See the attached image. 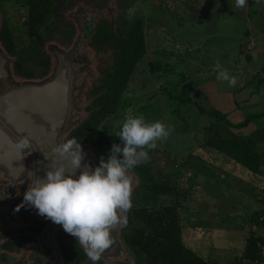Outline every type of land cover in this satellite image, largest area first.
Returning <instances> with one entry per match:
<instances>
[{
  "label": "rangeland",
  "instance_id": "obj_1",
  "mask_svg": "<svg viewBox=\"0 0 264 264\" xmlns=\"http://www.w3.org/2000/svg\"><path fill=\"white\" fill-rule=\"evenodd\" d=\"M202 1L55 0L58 4L54 3V15L45 14L30 28L27 0H0L2 32L4 39L12 41L13 55L23 68L37 73L45 61L42 50L49 43L42 44L41 38L66 43L68 25L65 23L69 24V19L65 17L74 16L82 3L86 7L101 8L98 20H113L120 34L126 33L135 19H140L145 53L135 63L116 111L101 118L90 137L88 146L93 158L97 155L99 159H106L113 144L121 143L116 133L126 115L143 114L147 122L161 121L170 129V134L166 140L156 142L157 147L149 151L147 162L129 171L133 181L131 199L142 183L135 170L143 168L146 170L143 176L148 180L165 181L173 191H186L183 195H162L153 202L155 207H176L185 246L204 254L206 248L214 249V241L220 243L218 234L223 228L234 239L238 236L235 233H239L236 230H241L247 236V246L243 255L244 240L239 233L236 239L239 241H232L234 254L230 263L235 264V259L241 258L242 264L252 261L264 264V225H256L251 219L264 206V159L261 173L252 174L222 154L204 148L205 141L212 137H251L260 153L264 149V116L236 128L200 113L196 107L199 105L206 112L217 110L232 125L250 113L264 111V0L259 3L247 0L242 9L234 7L235 0ZM202 6H208L213 15L218 11V18H208L210 14H203L205 7ZM72 7L74 10L68 12ZM184 9L190 11L193 19L203 20L199 24L190 22L189 27L194 30L176 25ZM222 9L233 13V24L224 21L226 15ZM61 10L63 19L61 15L57 17ZM108 10L113 11L110 17ZM217 60L231 76L238 78L235 87L216 79ZM169 93L188 100L171 99ZM138 206L135 203L132 207ZM224 214L227 219L222 220ZM139 224L135 220L131 228H138ZM130 231L119 235L123 249L120 257L100 259L96 264H145L143 256L137 255L125 242L124 236ZM253 247L258 251L250 257ZM80 264H93V261L85 255Z\"/></svg>",
  "mask_w": 264,
  "mask_h": 264
},
{
  "label": "clouds",
  "instance_id": "obj_2",
  "mask_svg": "<svg viewBox=\"0 0 264 264\" xmlns=\"http://www.w3.org/2000/svg\"><path fill=\"white\" fill-rule=\"evenodd\" d=\"M257 3L260 0H256ZM247 0H235V8H244ZM216 79L235 87L238 78L215 63ZM170 129L159 120L147 122L143 114L126 115L110 154L101 157L93 169L83 164L82 145L73 137L52 148L58 159L44 170V177H35L24 193L23 203L38 210L40 216L62 225L64 231L76 238L85 255L96 264L114 243L113 230L126 226L127 213L133 206L132 177L129 171L147 162L149 151L157 141L166 140ZM15 147L21 152L30 149V141L22 137ZM79 170L78 178L76 177Z\"/></svg>",
  "mask_w": 264,
  "mask_h": 264
},
{
  "label": "trees",
  "instance_id": "obj_3",
  "mask_svg": "<svg viewBox=\"0 0 264 264\" xmlns=\"http://www.w3.org/2000/svg\"><path fill=\"white\" fill-rule=\"evenodd\" d=\"M27 1L29 5L27 23L30 28H33L45 14L51 13L54 9L55 0ZM107 30L109 29L106 25L97 26L96 36L99 39L97 42L102 44L101 52L103 53L111 49V43L108 41L110 34ZM118 39L112 48H114L115 53L119 54V57L115 59L114 71L108 74V78L113 81V84L106 87L108 92L102 96L103 101H101L100 106L90 111L88 118L72 132L71 138L75 137L81 144L90 143V137L93 136L99 120L116 111L120 92L124 90L135 63L145 53L143 27L140 19L134 21L128 32L118 35ZM169 97L183 102L188 100L172 96L170 93ZM196 107L200 110V113L236 128L245 127L252 119L264 116V111L250 113L245 116L244 120L232 125L221 112L217 110L206 112L201 106L197 105ZM255 146V141L251 137L223 138L217 136L208 138L204 144L205 149H211L222 154L252 174H259L264 159V149L259 153L256 151ZM137 172L138 179L142 184L140 185L141 188L137 189L138 199L133 202L139 204V206L132 207L127 213L128 223L126 226H121L120 233L121 235L123 231L131 230L127 235L124 234L128 247L133 249L137 255L141 254L145 264H211L204 261L182 243L176 207L172 205L155 207L153 204L159 196L169 193H173L175 196L183 195L186 191L182 193L173 191L165 181L148 180L149 178L143 176L146 174V170L143 168L138 169ZM146 202H152L151 206H147ZM251 219L254 220L256 225H264V206L261 210L256 211ZM135 220L140 224L138 228H131ZM257 251L258 249L253 247L252 253L249 254L250 257H253V253L257 254ZM84 258V252L78 250L68 254V263L80 264Z\"/></svg>",
  "mask_w": 264,
  "mask_h": 264
},
{
  "label": "water",
  "instance_id": "obj_4",
  "mask_svg": "<svg viewBox=\"0 0 264 264\" xmlns=\"http://www.w3.org/2000/svg\"><path fill=\"white\" fill-rule=\"evenodd\" d=\"M101 13L86 6L80 7L73 16L77 34L72 46L67 50L51 46L53 69L49 76L40 80L20 81L13 79L10 70V59L0 47V169L6 176L24 175L26 160L24 152L15 145L22 137L28 138L35 151L34 179L44 177L45 169L54 159L52 148L62 143L64 136L82 119L78 95L86 84L85 71L76 69L75 57L87 51L84 49L96 20ZM1 24V15H0ZM85 158L83 164H94L92 152L88 145H82ZM79 170L76 177L78 178ZM62 225L51 224L45 232L49 236L59 264L60 258L53 234ZM121 226L112 232L113 245L101 256V260L118 258L122 255L119 238Z\"/></svg>",
  "mask_w": 264,
  "mask_h": 264
},
{
  "label": "flooded vegetation",
  "instance_id": "obj_5",
  "mask_svg": "<svg viewBox=\"0 0 264 264\" xmlns=\"http://www.w3.org/2000/svg\"><path fill=\"white\" fill-rule=\"evenodd\" d=\"M56 3L58 4V2ZM82 4V7L86 6ZM77 6H79V4H77ZM92 6L93 7L88 8L94 10L95 13L98 14L101 12V8L98 9V7H95V5ZM72 8L68 9V12L74 10V7ZM54 11L55 10L53 9V14L50 12L49 13L54 15ZM112 13V10H108L109 17ZM62 14L63 13L61 10L57 17L60 18V15L62 16ZM0 15V47L4 51L5 55L10 59L11 76L16 80L40 81L49 76L53 69V58L50 52L51 46L67 50L72 46L76 39L75 36L77 34V26L74 22V24L72 23L74 20L73 14H71L69 17H65L69 19V24L65 23V25H68L65 27L68 38L64 41L67 42H57V40L41 38L40 41H42V44L45 45V42H49L46 48L42 50L45 55L44 64L41 66L42 69L38 70L39 72L37 73L33 72L32 69L28 71L27 69L23 68L19 62V59L13 55L12 41H7L4 39L2 32L3 14L1 11ZM61 18L63 19L64 17L62 16ZM101 24L106 25L109 29L107 31L110 34L108 41L111 43V49H108L107 51H111L110 54H102V44L97 42L99 41L98 37L96 36L97 26ZM130 28H128V30ZM128 30L126 32H128ZM36 33L37 32L34 34ZM118 35H120V33L117 32L113 20L108 18L96 20L94 29L89 36V39L85 40L86 44L84 49L87 52L85 54L80 53L75 57L74 66L76 69L78 68L84 70L86 75V84L77 98V102L80 104V115L82 119L64 136L62 143L66 142L68 139H71L72 132L88 118L90 111L97 109V106H100L101 101H103L102 96L108 92L106 87H110V85L113 84V81L108 78V74L114 71L115 59L119 57V54L115 53L114 48H112L115 41L119 40ZM131 73L128 77L127 83L130 79ZM124 90L120 92L117 105L120 104L121 95ZM81 145H89V143H82ZM34 156L35 151H33V148L30 145V149L24 152V158L27 163L26 168L21 170H25L24 175L21 177L14 175L11 177L6 176L0 169V264H59L49 236L45 232L46 227H48L52 221L40 216L38 214V210L27 205L20 208L19 211H16L17 207L23 203L24 193L27 191L31 182L34 181ZM94 157L96 158V162H94L97 163L96 165H99V157L97 155ZM95 158L93 159L95 160ZM135 171H138V169ZM136 173L138 176V172ZM133 193L136 196L134 195L135 198L132 199V201H135V199H138V190H134ZM53 242L55 243L54 245L56 246L60 258L63 260L64 264H69V253L72 254L78 250L84 252L83 248L79 247L76 238L66 233L61 227L54 232Z\"/></svg>",
  "mask_w": 264,
  "mask_h": 264
},
{
  "label": "crops",
  "instance_id": "obj_6",
  "mask_svg": "<svg viewBox=\"0 0 264 264\" xmlns=\"http://www.w3.org/2000/svg\"><path fill=\"white\" fill-rule=\"evenodd\" d=\"M203 1L201 0V3H202ZM210 2V1H209ZM200 3V2H199ZM179 4H182V3H179ZM181 7V6H180ZM203 8L205 7V9L204 10H202V13L203 14H207V15H209L210 14V16H208V18H210V19H216V18H218V16H217V14L216 13H219L218 11H215V13H214V15L212 14V10H210V8L207 6H202ZM230 8V7H229ZM220 9V8H219ZM219 9H217V10H219ZM188 11L189 10H186V9H184L183 11H182V14H180V15H178V19L179 20H176V25H178V26H183V25H185V26H187L186 28H190L191 30H194V27H189V25H190V22H193V20L195 21V23H201V22H203V20L201 19H199V18H195V19H193L192 17L193 16H191L189 13H188ZM190 12V11H189ZM221 12H223V14L224 15H226V17H223V18H225V20L224 21H226V22H228V23H231V24H233L234 23V21H233V17L231 16V11H226V9L225 10H223L222 9V11ZM201 13V14H202ZM184 14H186L185 15V17H183V15ZM233 14V13H232ZM248 15H249V12H248ZM216 17V18H215ZM210 19H208L209 21H210ZM182 21H184L185 22V24L182 22ZM188 24V25H187ZM224 218L225 219H227V216H226V214H224V216H223V218H222V220H224ZM222 222V221H221ZM219 231H221V230H219ZM236 232H239L240 234H242L241 233V230H236ZM239 233H235V234H237L238 236L234 239V237H233V235L230 233V232H228V231H226L224 228H223V230L221 231V234H218V239H220L221 238V241H220V243H218V240L215 242H213V245H214V249H207L206 248V253H198V251H197V249H196V251L194 250V248H189L192 252H194L195 254H197L199 257H201L204 261H208L209 263H211V264H231L230 263V261L232 262V257H233V254H234V251L232 250L233 248H232V241H234V242H236V241H239V240H236V239H239L238 237H239ZM242 239L244 240V242H243V248H242V253H243V255H244V250L243 249H245L246 248V246H247V241H248V239H247V236L245 235V234H242ZM191 242H193V241H191ZM185 246V245H184ZM220 246V247H219ZM185 247H187V246H185ZM216 247V248H215ZM188 248V247H187ZM204 252V251H203ZM242 253H241V255H240V257L242 256ZM235 258V257H234ZM242 259L240 258V260L238 259V260H236L235 259V261H236V263L235 264H242V263H240V262H242L241 261ZM240 261V262H239ZM233 264V263H232ZM243 264H245V263H243ZM248 264H257L256 262H251V263H248Z\"/></svg>",
  "mask_w": 264,
  "mask_h": 264
}]
</instances>
